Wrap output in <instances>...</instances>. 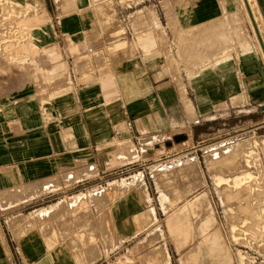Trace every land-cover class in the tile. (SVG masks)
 I'll list each match as a JSON object with an SVG mask.
<instances>
[{"label": "rangeland", "instance_id": "obj_1", "mask_svg": "<svg viewBox=\"0 0 264 264\" xmlns=\"http://www.w3.org/2000/svg\"><path fill=\"white\" fill-rule=\"evenodd\" d=\"M9 1L36 10L29 26L44 48L30 55L26 67L0 72V148L13 147L0 151V264H56L47 256L31 260L40 237H51L54 252L72 255L67 264H143L150 240L162 232L170 253L163 246L162 264H199L200 235L172 231L183 208L194 226L204 223L205 233L219 235L211 246L204 241L206 248L230 252L226 263L218 252L217 264H241V255L243 264H264V125L196 145L179 136L197 118L201 96L213 101L211 87L206 95L214 67L259 55L264 72L256 27L264 38V17L257 0L255 20L241 0H106L87 28L79 18L68 21V0H41L43 9L37 0ZM180 14L191 17L189 24L180 22ZM75 43L83 50L77 55L68 52ZM224 54L229 56L221 61ZM147 75L157 80L163 99H173L174 134L166 149L164 142L161 150L151 147L156 154L143 160L147 145L137 146L132 129L140 131L143 119L121 111L101 117L112 123L108 130L88 122L81 85L104 78V107L111 112L124 105V89L126 101L146 92L141 85ZM62 97L64 104L57 101ZM146 132L142 143L156 134L165 140L158 130ZM192 146L193 154L187 149ZM23 165L45 170L23 176ZM137 180L140 197L158 216L139 232V199L128 195ZM29 232L37 237L28 239ZM114 244L119 247L107 253Z\"/></svg>", "mask_w": 264, "mask_h": 264}, {"label": "crops", "instance_id": "obj_2", "mask_svg": "<svg viewBox=\"0 0 264 264\" xmlns=\"http://www.w3.org/2000/svg\"><path fill=\"white\" fill-rule=\"evenodd\" d=\"M257 2L264 17V0H257ZM82 51L79 43L68 46V52L73 55L80 54ZM262 65L263 62L259 55H257V58L249 55V57L243 58L224 69L221 66L214 67L208 78L211 85L208 89L211 87L214 90V99L208 101L206 106L204 105V110H201V106L198 105L197 118L191 119L189 128L182 133L185 135V142L196 145L219 138V136L262 127L264 125V92H259L264 90ZM108 74L111 75L110 72ZM152 74L150 73V75ZM142 79L141 90L146 92L140 95L135 94L134 99L126 101L129 94H124V89V105H119L117 110L111 112L104 107L106 99L104 85L106 80L104 78L101 81L99 77H95L91 82L82 84L81 89L82 97L85 96L86 120L88 122L94 123L97 121L95 124L101 122L102 125H105L104 129L108 130V126L112 123L108 121L109 119L101 117L104 113H120L121 111L128 115L130 119L131 115H139V119H143V123L141 122V125H139L140 131L136 125L132 129L133 137L137 140V146L142 148V146L147 145L146 154L141 151L140 155V158L145 160L146 155L150 154L151 147L157 146V149L161 150L162 146L160 145L163 142L165 143L163 149L169 146V140L174 134V113L172 111L173 99H171V95L169 98L163 99L162 92L155 85L157 80L149 75L144 76ZM150 85L154 87L153 93L156 98H160L161 104L159 102L155 103L154 96L149 94L150 90L152 91ZM121 87L118 83V88ZM205 90L206 87L201 90L203 94L200 95L204 96ZM201 99L204 98L201 96ZM96 114L101 116H95ZM147 130L152 132L158 130L160 132L159 136L163 135L165 140L155 139L158 136L156 134L148 143H142L141 141L145 137L144 132L149 137ZM101 135L104 136V133H101ZM43 136L47 137V135ZM26 140L28 141L29 138L22 141L23 145H26ZM187 149H189L188 153L192 154L197 151L195 146ZM154 154H156V151H153L150 155Z\"/></svg>", "mask_w": 264, "mask_h": 264}, {"label": "bare ground", "instance_id": "obj_3", "mask_svg": "<svg viewBox=\"0 0 264 264\" xmlns=\"http://www.w3.org/2000/svg\"><path fill=\"white\" fill-rule=\"evenodd\" d=\"M5 1V2H4ZM4 3H0V72L7 73L8 69L14 67V66H21V67H26L29 62H31L30 55L35 54L34 52H38L40 49L44 48L42 43V39L36 36V34L32 31L31 27L29 26V23L37 19L38 14L35 13V9L30 10L28 7H19L18 4L9 1V0H4ZM36 1V0H34ZM106 0H68L66 3V12L68 13L67 18L69 22H75L76 18H79V25L81 28H87L89 25L92 26L91 22L94 12L96 13L101 5ZM243 7L245 6L247 11L252 15L253 19L255 20V17L253 15L252 7L255 5L254 0H241ZM39 3L40 7L43 9V6H41V0H37ZM12 5L7 7L8 5ZM44 12L45 14H49V11L44 7ZM236 13V12H232ZM191 18L188 15L185 14H180V22L183 24L187 25L189 24V19ZM35 25V24H34ZM259 36H260V48L261 49V55L264 58V38L260 32L259 26L256 25ZM246 49L248 51H251V46L250 44L246 45ZM52 53L53 58L59 57L60 53L59 51H50ZM229 54H224L221 57V61L227 59ZM261 56V57H262ZM9 67V68H8ZM208 93L210 89H207ZM261 93L264 92V90L259 91ZM66 95V93H64ZM198 94H201V91L198 92ZM210 94H207L206 96L209 97ZM263 95V94H262ZM211 99H199L200 106L203 107L204 105L208 104V101ZM60 104H64L65 99L62 97V99L58 98ZM115 115V114H114ZM115 117V116H114ZM76 131H81V127H77ZM12 146H10L11 148ZM9 147H1L0 151H4L7 149H10ZM13 149V147H12ZM1 159L4 160V155H0ZM14 156H10V158H13ZM28 165H23L20 169V174L21 175H28L29 170L32 171V173H38L39 171L45 170L42 166H32L33 168H28ZM4 173L0 171V184L4 183ZM221 178L219 179V181ZM5 185H8V182L5 183ZM142 186L141 181H136L134 182L130 188H129V196L133 197V199H139L138 205H139V210H137L134 213L136 223L138 224V232L142 231L143 229L149 227L153 223H156L158 221V216L156 213V210L153 207H149V202L146 199H142L139 195L140 189ZM186 208H183L179 214L180 216V222L177 226H174L172 228L173 232H178V234L184 238H195L197 237L196 235H200L199 237V243L197 247V261H200L199 264H201V260L203 259L204 262L202 264H206V262L209 264H217L215 262V255L222 254L223 263L229 262L232 260L230 252L226 251L223 253L221 250L222 248H218L216 246V254L210 251L208 248H206V243L209 242L208 244L210 245L211 240H217V236H219L217 233H214V238H212L213 235H208L205 233V225L204 223H201L199 227L194 226L193 222L190 220V217L187 215V212L185 210ZM111 217V215L109 214ZM105 219L106 216H104ZM101 226H104L105 224L103 223V216L101 219ZM104 230V227H102ZM163 230V229H162ZM39 231L43 232L44 235H48V229L45 226H40ZM31 237H37L35 233H28V239ZM165 237L163 232L161 233V237H157L156 239L153 238L150 240L149 245V251L147 252L146 259L142 260L143 264H162L159 259L161 257V254L165 249L163 246L166 247V252L170 256L168 246H167V240L165 237V243L161 244L163 242V239L161 241V238ZM51 238V237H50ZM49 239H45L43 237H40L39 241L36 242L37 246V251L35 254V257H33L31 260H34L36 263L37 260L48 257L52 258V260L56 264H67L71 259H73L72 255H66L64 252H57L53 251V244ZM158 242H155L157 241ZM157 243L159 244L157 246ZM119 244V243H118ZM112 245L111 248L108 250L107 253H109L112 249L119 247V245ZM160 246V247H159ZM211 246V245H210ZM159 247V248H158ZM31 251V249H30ZM91 250H86L87 253ZM106 253V254H107ZM76 256H79V253H75ZM75 257V256H74ZM120 258V257H119ZM243 256H240L241 264H243ZM32 264L33 262L30 261L28 264ZM34 264V263H33Z\"/></svg>", "mask_w": 264, "mask_h": 264}, {"label": "water", "instance_id": "obj_4", "mask_svg": "<svg viewBox=\"0 0 264 264\" xmlns=\"http://www.w3.org/2000/svg\"><path fill=\"white\" fill-rule=\"evenodd\" d=\"M179 136L184 137L185 135L181 133ZM184 138H185V137H184Z\"/></svg>", "mask_w": 264, "mask_h": 264}]
</instances>
